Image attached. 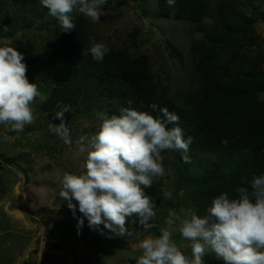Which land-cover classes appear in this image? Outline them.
Masks as SVG:
<instances>
[{"label": "rangeland", "instance_id": "obj_1", "mask_svg": "<svg viewBox=\"0 0 264 264\" xmlns=\"http://www.w3.org/2000/svg\"><path fill=\"white\" fill-rule=\"evenodd\" d=\"M110 1L100 22L88 19L89 34L115 48L127 47L133 54L146 56L160 86L167 89L171 98L182 101L195 85L190 48L203 36L198 23L161 18L158 0ZM237 6L248 16H256L255 27L264 48V0H239ZM146 17L151 18L148 26L144 23ZM205 22L209 25L213 18L208 17ZM9 33L10 36L6 35ZM15 39L20 44L14 43ZM47 40L45 17L37 9L24 10L9 0H0V46L14 47L24 57H30L41 55ZM29 83L37 84L47 98L54 87V82L38 76ZM260 99L264 100V93ZM42 102L37 99L33 104L36 119L24 131L10 132L0 125V264H136L142 254L139 241L160 234L170 209L183 206L196 211L193 182L205 173L214 158L197 153L189 155L190 163H185L179 154L168 151L162 155V189L172 195L154 202V228L145 232L133 223L136 217H129L126 222L128 230L134 233L132 237L114 236L106 229L101 235L103 225L100 229L90 228L78 205L73 215L67 201L59 196L64 174L81 173L85 156L76 155L75 143L65 145L49 129L50 124L60 123L55 117L65 107L60 104L50 116L42 110ZM105 105L100 96L89 95L77 109L69 108L64 113L74 142L97 130L101 123L97 115ZM5 132L8 140L2 141ZM80 219L84 221L82 227L78 225ZM173 239L186 255H191L190 242L178 230ZM206 256L217 259L214 254Z\"/></svg>", "mask_w": 264, "mask_h": 264}, {"label": "trees", "instance_id": "obj_2", "mask_svg": "<svg viewBox=\"0 0 264 264\" xmlns=\"http://www.w3.org/2000/svg\"><path fill=\"white\" fill-rule=\"evenodd\" d=\"M9 2L24 10L37 9L45 17L48 40L44 51L23 61L28 81L38 76L54 82L50 95L41 103L44 112L53 116L60 104L77 109L85 96L96 95L106 101L103 112L109 116L118 115L122 107L159 115L149 108L153 103L177 114L185 139L193 138L188 155L204 153L214 158L193 182L196 212L201 216L219 194L227 191L234 198L238 187L250 188L253 176L264 174V100L260 99L264 93L263 38L255 27L256 16L239 9V0H176L174 9L166 0H158L161 18L198 23L203 33L190 48L194 88L180 102L160 86L146 56L91 36L83 15L75 16L74 29L63 31L41 0ZM110 5L107 0L103 11ZM208 17L213 18L209 25L205 22ZM93 38L110 48L103 62L93 60L90 54L82 55ZM225 139L226 145L222 143ZM172 152L183 156L182 152ZM162 185L161 177L145 190L153 204L164 197ZM204 260L205 264H223L208 256Z\"/></svg>", "mask_w": 264, "mask_h": 264}, {"label": "clouds", "instance_id": "obj_3", "mask_svg": "<svg viewBox=\"0 0 264 264\" xmlns=\"http://www.w3.org/2000/svg\"><path fill=\"white\" fill-rule=\"evenodd\" d=\"M166 2L174 9L176 0ZM41 4L60 22L63 31H70L76 27L73 20L78 15L92 23L100 22L107 0H41ZM144 23L150 25L151 18L146 17ZM109 52L104 42L93 38L82 55L90 54L93 60L103 62ZM23 61L24 55L16 48L0 46V125L16 133L35 122L36 100L47 99L37 84L29 83ZM149 108L159 115L131 107L120 108L118 115L98 113L101 123L97 130L75 142L64 117L70 111L68 106L56 114L60 123L49 125L65 145L75 143L76 155L85 156L81 173L64 174L59 196L67 201L73 215L78 205L90 228L103 225L101 235L106 229L114 236L132 237L134 233L126 227L129 217H136L133 223L145 232L154 228L155 206L145 190L165 175L162 153L182 152L183 161L190 163L193 138L185 139L179 116L155 103ZM7 140L5 132L2 141ZM235 191L234 198L227 191L215 197L203 216L191 207L170 209L160 234L139 241L142 254L136 264H205L208 254H214L223 264H264V174L253 176L250 188L238 187ZM171 195L164 193L165 198ZM83 223V219L78 221L80 227ZM175 230L190 242V256L174 241Z\"/></svg>", "mask_w": 264, "mask_h": 264}]
</instances>
